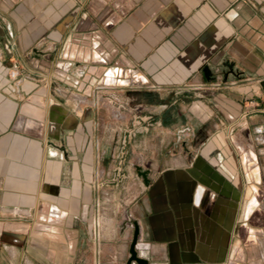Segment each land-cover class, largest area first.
I'll return each instance as SVG.
<instances>
[{
    "label": "crops",
    "instance_id": "obj_1",
    "mask_svg": "<svg viewBox=\"0 0 264 264\" xmlns=\"http://www.w3.org/2000/svg\"><path fill=\"white\" fill-rule=\"evenodd\" d=\"M134 223L264 264V0H0V264H128Z\"/></svg>",
    "mask_w": 264,
    "mask_h": 264
},
{
    "label": "water",
    "instance_id": "obj_2",
    "mask_svg": "<svg viewBox=\"0 0 264 264\" xmlns=\"http://www.w3.org/2000/svg\"><path fill=\"white\" fill-rule=\"evenodd\" d=\"M142 175L144 177L146 176L145 173H142ZM134 226H135V232H134L133 241H132L131 247H130V258H129L128 264H133V263L147 264L146 260L141 258L138 254L137 244H138V240H139L140 230H139L137 223H134Z\"/></svg>",
    "mask_w": 264,
    "mask_h": 264
},
{
    "label": "built area",
    "instance_id": "obj_3",
    "mask_svg": "<svg viewBox=\"0 0 264 264\" xmlns=\"http://www.w3.org/2000/svg\"><path fill=\"white\" fill-rule=\"evenodd\" d=\"M13 69H14V70L18 69V65L15 64V65L13 66Z\"/></svg>",
    "mask_w": 264,
    "mask_h": 264
}]
</instances>
